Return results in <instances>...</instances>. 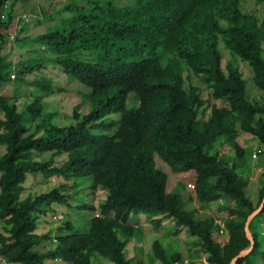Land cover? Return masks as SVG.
<instances>
[{"label": "trees", "instance_id": "trees-1", "mask_svg": "<svg viewBox=\"0 0 264 264\" xmlns=\"http://www.w3.org/2000/svg\"><path fill=\"white\" fill-rule=\"evenodd\" d=\"M22 1L0 0V86L16 81L18 88L22 83L53 94L51 79L30 82L25 77L55 64L70 81L90 89L86 97L92 110L80 115L78 107L74 125L58 126L55 114L45 112L42 94L32 95L22 109L17 91L13 97L0 94V222L8 234H0V257L7 264H93L94 256L133 264L126 251L143 230L130 221L140 216L156 231L172 220L171 234L195 237L198 251L188 255L190 264H232L250 249L245 228L264 200V173L254 204L247 194L251 170L247 175L238 171L246 151L237 139L240 132L251 135L263 149L258 155L264 154V103L248 98L239 65H249L254 86L263 93L259 99H264V0H252L262 7V18L244 9L247 0H134L125 7L115 0L72 6V0L59 10L71 16L44 34L21 39V46L38 45L49 55L28 60L29 66L16 72L3 49ZM51 7V13L41 12L39 22L53 21L59 11ZM23 20L25 27L29 21ZM220 46L230 53L226 71ZM130 95L133 108L128 110ZM113 114L119 118H110ZM32 121L36 126L30 133ZM223 144L233 157L216 151ZM49 153L50 160H34ZM61 155L68 160L57 166L54 160ZM156 157L174 174H194L193 200L203 210L217 204L218 213L226 216L186 211L182 198L168 192V176ZM37 174L65 182L91 178L92 195L101 188L107 199L98 207L74 203L78 193L73 185L23 199L28 176ZM55 204L99 214L90 220L88 234L75 232L72 223L60 225L54 237L37 233L38 220ZM249 230L255 246L237 264H264V207ZM215 234L227 239L218 242ZM204 255L206 261L196 263ZM148 258L152 264H184L181 254L170 255L159 241Z\"/></svg>", "mask_w": 264, "mask_h": 264}, {"label": "rangeland", "instance_id": "rangeland-1", "mask_svg": "<svg viewBox=\"0 0 264 264\" xmlns=\"http://www.w3.org/2000/svg\"><path fill=\"white\" fill-rule=\"evenodd\" d=\"M72 0H24L19 3L18 8L15 10L14 20L16 25L14 29L11 31V38L5 42L3 52L5 55H8V58L11 60L13 64L16 65V72L20 70L22 67L29 66L30 59L39 60L40 57H47L48 53L40 52L38 45H26L21 46V39H26L28 36L34 37L40 34H44L47 28H52L59 25V22L62 19H67V17L71 16L68 13L60 12L59 10L66 5L69 4ZM88 0H73L72 6L74 5H84L86 6V2ZM134 3V0H115L114 4L119 7L129 6ZM243 7L247 11L253 12L254 15H257L262 18V7L255 6L252 0H247L243 2ZM59 11V13H55V17L53 21L46 22L41 21L43 13H51L52 7ZM40 17V18H39ZM22 19H27L29 23L24 27L22 22H25ZM24 30L22 31V29ZM20 34V35H19ZM19 35L18 39L13 41L14 38ZM27 43V42H26ZM222 54H224V59L222 61V69L226 71L227 59L230 57L229 51L220 46ZM32 49H35L36 54L32 52ZM40 54V55H39ZM241 71L244 74V78L247 81L248 87V98L251 101H257L260 103H264V99H259V94L263 96V93L260 92L253 83V73L250 69L249 65L245 63H240ZM189 74H184V77L187 81ZM47 78L51 79L54 82V93L45 95L34 88H29L24 84H20V88H18L17 82L14 81L11 84H4L0 86V94L7 97H13L15 92L17 91L21 95V100L19 101V107L22 109L25 104L29 103L32 100V95H41L44 105V110L46 113L55 114L53 123L58 126H71L75 124V120L73 118L74 110L79 107V114L85 115L92 110V104L86 97L91 93L90 89L85 88L78 81H70L67 76H65L61 70V68L55 64H45L44 68L40 72H35L33 75H29L25 77L26 81H34L35 79ZM194 85H198V82L195 78L191 81ZM18 88V89H17ZM209 91L204 90L203 98L208 99ZM44 96V97H43ZM133 95H130L127 102V109L131 110L133 107L131 103ZM219 106H221L219 104ZM136 107V106H135ZM209 116V114L207 113ZM110 118H119L118 114H113ZM205 119H207L205 117ZM30 121V120H29ZM24 124L28 125L26 118ZM36 123L34 121L29 123L30 133L34 131ZM43 132L37 134V137L41 136ZM248 135V136H247ZM251 137L249 134L244 132H240L237 141L240 145H245L246 151V159L243 162H240L238 171L242 174L247 175L248 170L250 172V184L247 189V194L250 199L256 204L259 200V180L261 179L264 173V154L258 155V153L263 150L260 146L259 142L255 139L247 138ZM250 139V140H249ZM216 151L222 155H226L228 157H233L235 154L231 150L229 146L225 144L222 147L218 146ZM4 153V148L0 147V154ZM257 154L258 157L254 158L253 154ZM51 153L40 155V159L43 161L50 160ZM257 159V160H255ZM68 160L67 155H61L57 157L54 162L55 165L59 166ZM157 167L161 169L168 176V192H175L177 196L182 198V202L184 205V209L188 212H194L199 210L200 214L209 213L213 214L216 217L226 216L225 213H218L217 204L211 205L210 208L203 210L201 209V204L197 201L193 200L194 191H193V183H195V176H191V174H174L171 170L165 165L158 157H156ZM261 166V167H260ZM36 178V179H35ZM183 183V184H180ZM93 181L91 178H77L73 179L71 182H65L62 178H49L42 174L37 175H29L26 186H28L29 190L22 196V198H26L29 195L38 196L42 194H47L51 190H54L60 186H63L65 190L73 185L74 192L78 193V196L72 199L74 203L77 204H94L96 207L99 206L101 202L105 200L108 192L103 189H98V191L92 195L91 185ZM180 185V186H179ZM188 185V187H187ZM69 194L73 195L75 193L69 192ZM79 202V203H78ZM53 211L49 212L46 217H41L38 220V231L39 234H44L51 232L52 237H54L55 232L58 230L60 225L66 223H72L74 226L75 232H79L80 234H88L90 230V220L97 215V213H93L91 211H82L78 212L73 209H68L66 206L53 205ZM205 215V214H204ZM56 217V219H55ZM140 219L144 221L141 222L142 230L144 231L143 238L133 240L127 249V255L129 258H133V264H138L139 262L145 264H152L149 260V255L151 254L153 244L156 241H159L163 247L167 249V252L171 255L172 253H179L184 258V264H190L188 255L191 253H195L198 251V248L192 244L196 240L195 237L188 235L185 232H182L179 235L171 234L175 232V229L169 226L171 223L166 222L165 228L156 231L152 226L151 222L146 219L145 216H141ZM45 221V222H44ZM136 221V219H134ZM134 225V223H131ZM173 225V223H172ZM2 228V225H0ZM168 232V234H167ZM214 239L222 242L227 239L226 236L221 234H215ZM49 245V244H48ZM47 245V246H48ZM206 257H202L201 260H197L196 263L205 262ZM58 262V261H57ZM111 262L103 257L94 256L93 264H107ZM45 264H57L56 262H51L47 260ZM156 264H161L157 262Z\"/></svg>", "mask_w": 264, "mask_h": 264}, {"label": "crops", "instance_id": "crops-1", "mask_svg": "<svg viewBox=\"0 0 264 264\" xmlns=\"http://www.w3.org/2000/svg\"><path fill=\"white\" fill-rule=\"evenodd\" d=\"M248 136V135H247ZM249 136H251V135H249ZM247 138H253L252 136L251 137H247ZM254 139V138H253ZM250 140V139H249ZM242 146V145H241ZM244 149H245V145L244 146H242ZM34 160L35 161H39V162H44L43 160H41L40 159V156H35L34 157ZM255 160H257V159H255ZM47 161V160H46ZM261 167V166H260ZM194 184V183H193ZM95 196V195H94ZM25 199V198H24ZM107 199V197L105 198V200ZM104 200V201H105ZM97 214H99V211H97L96 212ZM141 217V216H140ZM140 217L139 218H137L136 219V221H134V220H131L130 221V224L131 223H134V225L133 226H136V225H138V226H140L141 228H142V226H141V222L142 221H144L143 219H140ZM146 221V220H145ZM144 221V222H145ZM45 222V221H44ZM147 222V221H146ZM166 222H170L171 224L169 225V226H167L168 227V229L172 226H174V221H172V220H166V221H164V223H163V228H165V223ZM172 223H173V225H172ZM0 225H2V228H0V234H4V235H6V236H8V234H5L4 233V227H5V224L3 223V222H0ZM144 232V231H143ZM167 234H168V232H167ZM143 235H144V233H143ZM143 238V237H142ZM217 241V240H216ZM219 242V241H218ZM51 262L53 261V262H56L57 264H67L66 262H64V261H61V260H50ZM58 261V262H57ZM0 264H7L5 261H4V259L3 258H1L0 257ZM107 264H110V263H107Z\"/></svg>", "mask_w": 264, "mask_h": 264}, {"label": "water", "instance_id": "water-1", "mask_svg": "<svg viewBox=\"0 0 264 264\" xmlns=\"http://www.w3.org/2000/svg\"><path fill=\"white\" fill-rule=\"evenodd\" d=\"M263 207H264V200L261 204V206L259 207V209H257L247 220V223H246V235H247V238L249 239V241L251 242V248L246 250V251H243L241 252L233 261H232V264H237V261L238 259L240 258H244L246 257L248 254H250V252L253 250L254 246H255V241H254V238L249 230V227H250V224L251 222L253 221V219L263 210Z\"/></svg>", "mask_w": 264, "mask_h": 264}, {"label": "built area", "instance_id": "built-area-1", "mask_svg": "<svg viewBox=\"0 0 264 264\" xmlns=\"http://www.w3.org/2000/svg\"><path fill=\"white\" fill-rule=\"evenodd\" d=\"M22 20H23V19H22ZM25 20H27V19H25ZM27 21H28V20H27ZM253 157L256 158V155L254 154ZM55 219H56V217H55Z\"/></svg>", "mask_w": 264, "mask_h": 264}, {"label": "clouds", "instance_id": "clouds-1", "mask_svg": "<svg viewBox=\"0 0 264 264\" xmlns=\"http://www.w3.org/2000/svg\"><path fill=\"white\" fill-rule=\"evenodd\" d=\"M86 88V87H85ZM80 112V111H79ZM255 154V153H254ZM98 216V215H97Z\"/></svg>", "mask_w": 264, "mask_h": 264}]
</instances>
